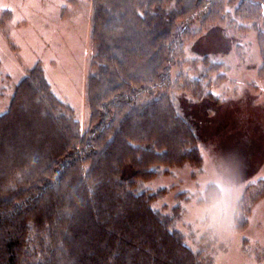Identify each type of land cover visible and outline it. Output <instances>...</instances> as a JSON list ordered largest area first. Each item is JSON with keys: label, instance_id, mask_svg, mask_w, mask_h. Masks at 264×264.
Segmentation results:
<instances>
[{"label": "trees", "instance_id": "obj_1", "mask_svg": "<svg viewBox=\"0 0 264 264\" xmlns=\"http://www.w3.org/2000/svg\"><path fill=\"white\" fill-rule=\"evenodd\" d=\"M90 1L88 128L39 62L0 113V264H213L214 238L179 228L182 206L157 207L167 188L145 183L202 165L197 114L221 102L223 63L187 61L186 44L232 23L256 31L264 59V0ZM263 195L264 180L248 188L236 229ZM220 198L212 182L197 202Z\"/></svg>", "mask_w": 264, "mask_h": 264}, {"label": "rangeland", "instance_id": "obj_2", "mask_svg": "<svg viewBox=\"0 0 264 264\" xmlns=\"http://www.w3.org/2000/svg\"><path fill=\"white\" fill-rule=\"evenodd\" d=\"M7 9L11 17L0 24V113L27 70L39 62L54 91L74 107L81 127L88 128L87 78L95 52L91 1L0 0V14ZM205 54L223 63L225 80L212 89L221 102L197 114L202 165L165 167L145 187L167 188L155 205L170 210L179 203L177 226L187 234L214 238L213 264H264V195L251 206L244 228L235 227L237 202L264 180V77L259 72L264 59L257 33L232 23L213 25L185 47L187 61ZM212 182L221 198L198 203ZM185 191L192 198L178 200Z\"/></svg>", "mask_w": 264, "mask_h": 264}, {"label": "clouds", "instance_id": "obj_3", "mask_svg": "<svg viewBox=\"0 0 264 264\" xmlns=\"http://www.w3.org/2000/svg\"><path fill=\"white\" fill-rule=\"evenodd\" d=\"M233 226H234V224H233Z\"/></svg>", "mask_w": 264, "mask_h": 264}]
</instances>
